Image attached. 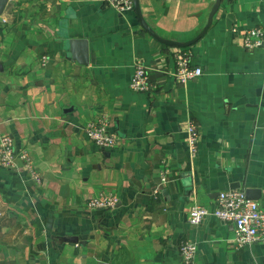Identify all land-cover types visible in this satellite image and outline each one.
I'll return each mask as SVG.
<instances>
[{
    "label": "crops",
    "instance_id": "0c3cea01",
    "mask_svg": "<svg viewBox=\"0 0 264 264\" xmlns=\"http://www.w3.org/2000/svg\"><path fill=\"white\" fill-rule=\"evenodd\" d=\"M139 9L8 0L0 140L26 150L42 182L20 159L0 163V264H181L184 241L197 243L196 264H264V241L237 248L232 224L188 220L228 190L253 191L264 209V46L243 45L248 29H264V0H139ZM72 40L87 43L86 63ZM184 54L203 75L182 85L173 74ZM139 64L150 93L130 87ZM101 117L118 136L112 149L84 134ZM190 121L201 131L195 156ZM102 194L116 206L90 208Z\"/></svg>",
    "mask_w": 264,
    "mask_h": 264
},
{
    "label": "built area",
    "instance_id": "2783aa9c",
    "mask_svg": "<svg viewBox=\"0 0 264 264\" xmlns=\"http://www.w3.org/2000/svg\"><path fill=\"white\" fill-rule=\"evenodd\" d=\"M117 12L126 14L134 9V0H105ZM243 45L247 49L264 46V29L253 27L245 32ZM45 61V60H44ZM179 84L185 85L203 75V69L191 64L189 56H178L173 74ZM130 87L136 92L150 93L155 90L150 82L147 68L139 64L132 76ZM85 136L100 149H112L118 142V136L111 130L106 117L98 118L83 126ZM187 143L192 156L199 147L201 131L197 124L190 121L186 124ZM17 159L22 160V168L28 173L36 186H41L42 176L33 165L26 150L17 152L13 138L5 135L0 140V163L5 168L16 167ZM166 179L163 178V181ZM118 199L113 194H102L89 202L92 209L109 210L116 206ZM209 217L216 218L221 223H230L233 227V245L243 248L258 241H264V209L261 205L248 198L245 191L228 190L219 193L216 208L208 209L194 205L189 212L188 220L192 225H198ZM198 246L196 242L184 241L180 247L181 264H196Z\"/></svg>",
    "mask_w": 264,
    "mask_h": 264
},
{
    "label": "water",
    "instance_id": "95a60500",
    "mask_svg": "<svg viewBox=\"0 0 264 264\" xmlns=\"http://www.w3.org/2000/svg\"><path fill=\"white\" fill-rule=\"evenodd\" d=\"M7 3H8V0H0V15L3 13L5 7L7 6ZM218 6H219L218 4L215 6V8H214V10L212 12V17L210 19V22H209L208 26L205 28L204 32L201 34V36H203L207 32V30L209 29V27L211 25V22H212L213 15L216 13V11L218 9ZM134 8L137 10V12H139V10H140L139 9V0H134ZM142 24L149 31L150 34H152L154 37H156L160 41L165 42L157 34H155L151 30V28L147 26V24L143 20H142ZM165 43H167V42H165ZM70 46H71V49H73L75 47H79V48H81L83 50L80 61L83 62V63H86L87 62V53H88L87 43L84 42V41L72 40L70 42ZM189 189L190 190H187V192L191 191L192 187H190ZM251 193H253V191L248 190L247 196H248L249 199L253 200V199H259L260 198L259 196H253ZM65 241H70V242H76L77 243L79 241V239L77 237H72L71 236V237H66Z\"/></svg>",
    "mask_w": 264,
    "mask_h": 264
}]
</instances>
